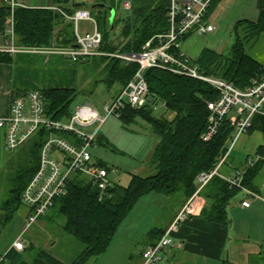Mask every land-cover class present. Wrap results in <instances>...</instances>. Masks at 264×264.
I'll list each match as a JSON object with an SVG mask.
<instances>
[{
  "label": "trees",
  "instance_id": "trees-1",
  "mask_svg": "<svg viewBox=\"0 0 264 264\" xmlns=\"http://www.w3.org/2000/svg\"><path fill=\"white\" fill-rule=\"evenodd\" d=\"M52 1L53 7L59 8L68 15H73L78 10L72 7L76 0ZM108 1L95 0L93 3L88 1L86 3L94 5L104 3L116 10L117 0L111 4ZM131 2L133 9L127 11L129 14L125 18L117 19L115 15L113 26L110 22L111 13L107 9L85 7L97 21L98 28L103 34L101 51L140 52L148 41L168 31V10L171 0H131ZM260 4L261 16L257 22L243 20L236 23L238 40L227 54L218 55L206 48L195 60L208 75L232 82L238 87H244L254 77L264 75V66L245 53L243 44V40L252 41L264 32V0H259V6ZM10 15V6L3 5L0 8L1 33L4 32ZM13 18L15 44L18 47L76 46L74 23L57 10L19 6L14 9ZM116 28L120 29V41L116 39L113 42L111 34L116 35L114 33ZM241 28L244 30L243 38L240 34ZM0 61L10 62L11 56L0 53ZM92 63L93 66L102 68L104 73V77L99 82L107 84L108 87L118 84L121 90L133 80L139 70L138 64H127L121 59L110 56L95 57L80 61L78 64ZM145 78L149 87L147 104L141 109L126 106L122 109L119 118L126 126L134 124L140 118L151 124L152 131L159 137L150 161L156 173L147 177L133 175L128 186L115 181L103 200H100L98 188L86 178L78 175L70 182L67 195L54 201L50 211L54 214L53 218L50 213L44 218L50 221V225L58 222L59 219L63 220L64 233L83 245L82 252L71 264H89L91 259L103 255L111 245L120 225L143 196L155 192L168 197H182L186 203L197 191L198 175L201 172L213 171L227 152V141L232 134L228 124H224L212 141L206 143L201 140L209 115L206 102L215 100L218 96V92L212 86L203 81L177 76L157 68L145 71ZM42 94L47 116L55 120L67 121L74 114L72 104L80 92L73 89H51L43 91ZM159 105L164 107L165 113L157 118L155 111ZM169 115H176L172 122ZM256 132L264 136V117H254L249 134ZM50 134L48 130L41 128L19 148L22 160L13 178L10 197L1 208L0 237L3 227L13 219L24 204L23 192L39 169L41 151ZM58 135L72 139L69 134ZM96 146H108V141L101 133ZM255 156L264 157V145L257 149ZM13 160L12 157L10 163ZM98 160L109 171L114 170L102 159L98 158ZM226 164L229 165L228 161ZM245 166L247 165L243 164V167ZM263 179L264 159H261L248 168L243 186L251 191H259ZM241 192V189L232 187L221 176H214L201 192V196L207 202L201 212L202 217L214 223H227L230 203ZM157 231L156 229L154 232ZM28 251L35 252L30 262L26 259ZM5 260L9 264H66L43 247L34 244L24 252L12 248ZM223 264L229 263L223 262Z\"/></svg>",
  "mask_w": 264,
  "mask_h": 264
},
{
  "label": "built area",
  "instance_id": "built-area-1",
  "mask_svg": "<svg viewBox=\"0 0 264 264\" xmlns=\"http://www.w3.org/2000/svg\"><path fill=\"white\" fill-rule=\"evenodd\" d=\"M220 1L171 0L167 32L148 41L140 52L107 53L100 50L103 34L90 11L79 9L73 15H68L56 7L52 9L61 12L66 19L74 23L76 46L18 47L15 44L13 14L15 8L24 6L17 0H2L3 5L10 6L11 15L6 21L4 32H0V35L5 37L7 45V48L0 50V53L10 55L20 52L58 54L67 57L75 64L95 57L110 56L121 59L127 64L139 65V70L133 80L105 108L104 115L90 105H82L77 107L67 121H59L47 116L45 100L41 91L33 90L14 97L8 117L0 119V127L6 131L7 150L11 152L18 150L41 128H45L51 133L42 148L39 169L22 195L23 203L30 211L26 230H29L41 218L49 215L54 201L67 195L70 182L78 175L86 178L98 188L100 200L106 197L108 190L113 187L116 181L112 178L114 170L109 171L105 166H102L92 150L96 147L101 127L109 116L119 117L122 109L126 106L133 109L145 107L149 94L145 71L153 68L203 81L218 92L215 100L206 102L209 115L206 130L201 135L203 142L212 141L224 124L230 126L232 134L227 141L225 156L213 171L201 172L198 175L197 191L179 211L163 236L156 243L145 248L141 264L166 263V251L173 247L172 237L189 217L200 214L204 204L201 192L214 176H221L232 187L241 189L253 199L264 196V179L261 183L262 194L243 186L248 168L254 166L264 157L249 158L247 166L236 170L231 176L222 175L220 172L221 167L226 165L239 138L249 134L254 117H264V75L254 77L244 87H238L232 82L208 75L195 60H192L182 50V43L189 36L193 34L205 36L216 32L217 28L207 23L206 19L212 6ZM122 6L125 11L133 9L131 0H124ZM81 22L91 23L92 30L83 32L80 28ZM93 127L95 129L90 130ZM63 133L69 134L72 139L58 135ZM242 205L249 207L250 202H243ZM13 248L18 252H23L26 245L20 238L14 243Z\"/></svg>",
  "mask_w": 264,
  "mask_h": 264
},
{
  "label": "crops",
  "instance_id": "crops-1",
  "mask_svg": "<svg viewBox=\"0 0 264 264\" xmlns=\"http://www.w3.org/2000/svg\"><path fill=\"white\" fill-rule=\"evenodd\" d=\"M17 2L24 7L54 8L52 2L42 6L36 2L33 3V0H17ZM74 2L84 1L76 0ZM220 2L214 4L212 8H215ZM2 6L3 3L0 0V8ZM212 8L207 18L212 15ZM81 9L88 10L85 7ZM6 48V39L0 35V50ZM10 56V62L0 61V119L8 117L11 103L16 96L33 90L41 92L51 89L76 90L82 85L78 79V72H80V65L83 64L72 63L67 57L58 54L45 55L27 52ZM87 105L91 106V104ZM262 145L264 144H260L257 149ZM256 151L246 156L244 165H247V159L255 157ZM9 152L11 151L6 148V131L0 127V172L4 171L11 161L10 155L12 153ZM243 164L241 163L237 167L229 164L227 171H223V166L220 172L222 175L231 176L236 169L245 168L246 166L243 167ZM254 192L262 194L261 184L259 191ZM168 198L170 199L166 195L155 192L143 196L117 231V233L119 232L117 236H120V241H118L121 242L120 246L118 248L113 247L115 240L113 239L103 255L90 261L95 260V262L102 264H141L142 253L145 248L153 245L163 236L164 231L170 227L176 215L186 204L179 200L175 208H170L171 199ZM203 200L204 208L207 202L204 198ZM247 201L250 202V206L243 207V202ZM29 212L28 209L27 215ZM163 212L164 214H162ZM201 212L189 217L180 226L178 232L174 234L172 237L173 247L166 251L167 261L165 264H223V262L229 264H264V196L253 199L245 192L239 193L230 203L228 222L225 224L208 221L202 217ZM1 216L2 213H0V218ZM161 216L169 217L166 222L161 223ZM26 217L28 218V216ZM44 221L45 218H41L38 223ZM41 229H37L39 235L36 234V237L33 236L34 238L29 237L26 248L31 244L43 246L42 238L38 237L42 235ZM156 229L158 231L154 232ZM27 234L28 230L24 229L21 236L25 237ZM18 239L19 237L12 243L4 257L0 258V264H9L5 257ZM140 243H146V245L138 257H135L137 245Z\"/></svg>",
  "mask_w": 264,
  "mask_h": 264
},
{
  "label": "rangeland",
  "instance_id": "rangeland-1",
  "mask_svg": "<svg viewBox=\"0 0 264 264\" xmlns=\"http://www.w3.org/2000/svg\"><path fill=\"white\" fill-rule=\"evenodd\" d=\"M84 1L93 3L95 0ZM113 1L114 0H109L108 2L111 4ZM121 1L123 2L124 0H117L118 4L115 10L117 19L125 18L129 14L124 10ZM35 2L39 6H42L48 5L53 1L33 0V3ZM258 7L259 0H222L215 8H212V15L206 19L207 23L217 28L216 32L205 36H199L197 34L189 36L183 41L182 50L192 60H197L202 51L206 48L214 51L218 55L227 54L238 40V32L235 28L237 21L244 19L258 21L261 16V9ZM80 28L81 30L91 31L93 27L89 22H81ZM240 32L243 38V28L240 29ZM114 33H116L115 36H113V33L111 34L112 41L115 42L116 39L120 41V29L116 28ZM243 44L245 53L264 66V32L252 41L248 42L243 40ZM103 77L104 73L102 68H98V66L95 65L93 66V63L89 65H80L78 79L82 85H80L81 87H79V89H76L80 92V95L72 104L73 112H75L78 106L91 104L93 109L99 111L102 115L105 114V108L109 106L119 94L121 86L115 84L108 87L107 84L99 82ZM164 113V107L159 105L158 109L155 111L156 117H162ZM169 117L172 119L174 115H169ZM93 129H95V127L90 130ZM100 133L104 135L105 139L108 141V146H98L92 151L96 158L102 159L109 167L114 169L112 173V178L114 180L119 181L123 186H128L133 175L147 177L156 173V169L152 166L150 160L153 150L159 142V137L154 134L151 124L148 121L140 118L134 124L126 126L118 116L112 115L109 116L102 125ZM260 144H264V137L258 132L241 136L230 153L231 156L228 159V163L233 167L240 166L241 163L243 164L245 162L246 156L255 153ZM19 152V149L9 152L12 153L10 156L11 158L13 157L14 160L4 171L0 172V207L5 204L10 197V190L13 187V178L16 175L18 164L22 160V156ZM228 167L229 165L226 164L223 167V171H227ZM170 199V208H175L182 197H170ZM182 201L184 200L182 199ZM161 206L163 205L161 204ZM164 212L162 214H164ZM0 213H2V210H0ZM52 213L53 212L50 213V215H52L51 218L54 216ZM168 213L170 214V211ZM27 214L28 208L23 204L16 212L13 219L3 227V232L0 237V258L4 257L6 251L11 248L12 243L18 237L25 242L27 247L26 242L29 240V237L32 238L33 236L36 237V234L39 235L37 229L41 228L42 235L38 237L43 240L42 247L58 260L66 264H71L82 252L84 248L83 245L64 233L62 229V223L64 221L60 219L58 222L52 223V225H50V221L48 220L42 223H38L37 221L28 230V234L22 237L21 233L27 227ZM168 217L169 216H161V223L166 222ZM35 225L37 226L35 227ZM118 233L114 237L115 240L113 242V247L117 248L121 243L118 242L120 241V236H117ZM145 245L146 243L137 245L135 257H138V254L143 250ZM34 253L28 251L26 254V259L29 262L33 258ZM89 264L102 263L92 260Z\"/></svg>",
  "mask_w": 264,
  "mask_h": 264
},
{
  "label": "water",
  "instance_id": "water-1",
  "mask_svg": "<svg viewBox=\"0 0 264 264\" xmlns=\"http://www.w3.org/2000/svg\"><path fill=\"white\" fill-rule=\"evenodd\" d=\"M72 7L74 9H81V8H84V7H88L90 9H96V8H101V9H107L110 13H111V18H110V22H111V25L113 24V21H114V18H115V9L114 8H111L110 6L104 4V3H101V4H88V3H85V2H79V3H76V2H73V5ZM260 9H262V5L260 4ZM176 115H174V117H172L171 119V122L175 119Z\"/></svg>",
  "mask_w": 264,
  "mask_h": 264
}]
</instances>
